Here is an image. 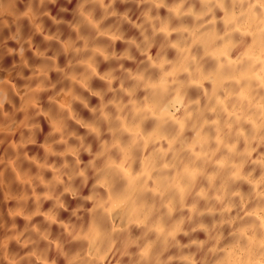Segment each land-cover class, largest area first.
<instances>
[{
	"label": "clouds",
	"instance_id": "9594fccd",
	"mask_svg": "<svg viewBox=\"0 0 264 264\" xmlns=\"http://www.w3.org/2000/svg\"><path fill=\"white\" fill-rule=\"evenodd\" d=\"M117 4L129 7L118 11ZM215 9L225 13L224 36H239L229 51L253 33L264 46V0H0V264H264V106L237 102L243 119L211 130L209 141L220 132L231 145L220 157L224 168L213 166L218 145L205 142L208 159L197 161L180 121L157 119L174 114L182 97L187 129L199 132L219 114L215 89L187 98L204 59L190 53L192 38L215 43ZM37 36L43 49L34 46ZM225 69L230 80L231 65ZM93 80L103 87L93 88ZM255 87L264 98V82ZM169 126L175 130L165 135ZM246 165L253 167L242 175ZM257 166L259 191L248 181ZM196 167L210 170L203 186L189 171ZM16 169L26 182L13 213L2 194L18 183ZM186 195L195 212L186 209Z\"/></svg>",
	"mask_w": 264,
	"mask_h": 264
},
{
	"label": "bare ground",
	"instance_id": "6f19581e",
	"mask_svg": "<svg viewBox=\"0 0 264 264\" xmlns=\"http://www.w3.org/2000/svg\"><path fill=\"white\" fill-rule=\"evenodd\" d=\"M127 7L129 6L120 4L116 5L118 11H124ZM200 7L201 6L199 4L196 5L197 10H199ZM160 12L163 16L166 14V9L162 8ZM53 15H55L54 12ZM132 18L135 19V15H133ZM210 18L215 21V36L218 39L215 40V43L209 44L208 37H200L198 34L193 36L192 39L195 41V43L192 45L189 51L197 57L203 55L204 59L200 62L202 65L200 69V78L190 89H188L187 98H197L200 95L201 89L203 90V92H210L215 89L216 97L213 103V110L214 112H218L219 114L206 117L203 121V127L199 130V132L192 129H187V121L183 119L181 111L179 110L180 107H182L185 99L182 97L180 100V105L178 106V109L174 111V114H168L167 116H165V114H161L157 117V119L169 118L180 121V125L184 126L186 129L184 131V136L187 137L189 141H191L189 147L197 161H206L208 159L207 153L200 151L201 146L205 142H209L213 145H218L219 151H217L212 156V160L215 161V164L213 166L224 168L228 166V162L220 159V157L228 151L231 145L228 144L227 147L225 146L226 142L223 138L222 133L220 132L216 134L214 140L209 141L208 138L212 135L211 130L213 128L220 129L225 120L243 119L242 113L237 108V102H239L240 105L248 104L256 110H259L261 106H264V98L259 95L260 89H257L255 87L257 84L264 82V75H262L259 71V66L264 64V46L261 45L260 41L256 38V34L253 33L245 37V43L243 45H237V47L232 48L229 51L231 44L235 43L236 40L239 39V36L234 34L231 40H229L228 37L224 36V33L226 31V19L224 11L215 9ZM185 23L190 25L191 18L186 17ZM43 27L47 29L50 26L48 23H45ZM123 29L127 34H134L136 32V30L130 28L129 25H124ZM33 43L34 46L39 45L41 49H43V47L45 46L40 36L35 37ZM10 46H12L11 43ZM121 47V42L117 40V51H119ZM155 52L156 49L153 48L151 50V54L154 55ZM174 55V52H169V58H172ZM9 59L10 58L7 57L5 58L6 63L9 61ZM243 61H247L248 64L251 65V70L244 71L241 68V64ZM57 62L62 64L63 57H61ZM226 63L231 65L230 80L226 79V77L229 75L228 70L225 69ZM105 68L106 65L101 64L97 68L98 73H102ZM49 75L50 78H55L54 73H50ZM7 82L10 87H15L17 88V90H19V81L8 79ZM228 84L231 85L230 89L227 88ZM91 86L93 88H101L103 87V84L99 80H93ZM20 95H22V93H19L14 98V102H19ZM95 102H97V98L92 97L91 103ZM79 115L85 120L89 118L88 115L84 112H80ZM42 127H44L43 122ZM152 127L153 121H148L145 124L146 129H151ZM174 130V127L169 126L164 134L167 135L168 132H172ZM159 143L161 148L163 149H167L169 146L168 139L161 140L159 141ZM26 147L29 149L33 148L32 145H28ZM240 147L242 146L237 145L238 149ZM259 151L260 149H257V152L252 153V159L255 160L257 158V153ZM236 162L237 161L235 160L231 161L233 165ZM10 167L15 168V164L10 165ZM252 167L253 165H246L241 174L243 175L248 171H251ZM189 171L195 176L196 183L198 185L203 186L207 183L202 178L203 172H209L210 174V170L207 167L203 169L199 167L190 168ZM259 172L260 169L257 166L256 172L253 173L251 177H248V181L251 183V185L255 186L258 191L260 189ZM16 175L19 178L18 183L13 185H6L5 190L2 194L8 211L13 213L20 211V209H17L15 207V202L17 199L16 194L20 190V185L26 182L25 177L21 173L20 169H16ZM213 182L215 183V181ZM249 182H245L240 185L242 192H247L249 190ZM179 188L181 190H184V184L182 182L179 184ZM39 194V190H36L35 195ZM24 195H28V193H24ZM49 204L50 201H46L42 206V210H46L49 207ZM200 206H203V201H201ZM185 207L187 210L195 212L196 209L193 205V197L191 195L185 196ZM12 218L15 220L17 226L22 225L24 222V219L21 215H14ZM40 219H42V217L37 216L34 218V221H38ZM165 227L166 225L162 223L158 226V230L163 231L165 230ZM196 235L199 239H204V234L202 232L197 233ZM178 238L183 240V237Z\"/></svg>",
	"mask_w": 264,
	"mask_h": 264
}]
</instances>
